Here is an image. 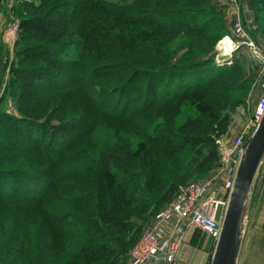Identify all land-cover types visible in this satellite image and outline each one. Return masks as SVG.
I'll use <instances>...</instances> for the list:
<instances>
[{"label":"trees","instance_id":"16d2710c","mask_svg":"<svg viewBox=\"0 0 264 264\" xmlns=\"http://www.w3.org/2000/svg\"><path fill=\"white\" fill-rule=\"evenodd\" d=\"M191 1L136 0L134 5L140 8H126L113 7L106 0H66V2L62 0L60 4L55 3L59 5L53 4L46 12L37 11L34 15L28 11L25 17L19 19L20 31L22 34H38L50 45L36 46L28 50L31 52L29 58L35 60L37 65L23 66L18 69L14 81L18 85L17 92L31 100L37 93L77 88L92 107L98 113L100 112V116L120 121L122 124L128 122V118L134 115L137 117L155 110L161 113L162 108L178 111L183 105L189 104L195 108L200 118L207 120L208 124L220 127L224 132L227 131L229 117L223 114V110L227 109L232 102L230 96L208 97L205 92L217 86L219 89L244 88V80L248 72L244 63L238 60L239 56L235 57L237 59L230 64H228L229 61L215 62V46L226 27L224 24L215 25L217 17L210 19L201 17L199 13H193L195 9H186L191 6ZM171 3L181 6L182 9L175 12L167 11ZM260 4L264 12V0H260ZM103 5L111 9L103 10ZM100 9L102 11L97 14H105L109 18L119 13L118 19L124 26L169 31L170 36H165L169 44L177 39L181 42L183 38L185 40V36H188L186 43L179 46L178 52H181L183 45H189V52L180 57L178 53H167L168 50L165 49L164 44L151 41L144 47L149 54L144 68L132 66L129 63V65L114 64L110 62L113 52L119 54L118 59L122 58L125 52L126 57L131 58L128 53L132 56V50L129 48L132 47L130 46L133 42L132 35L124 30L123 33L115 36L116 39L114 35L111 36L115 39V44L113 40L107 38L109 36L101 33L102 29L98 25L92 31L89 30L83 34L80 50L72 48L67 49L66 53L61 51L63 57L48 56L49 53L59 50L57 45L66 35V25L79 23ZM184 27L186 32L183 31ZM103 42L108 44L106 43V46L102 48ZM150 48L153 52L149 50ZM67 55H70V61L73 62L71 77L67 73H63V76L59 73L62 68L61 61L64 58L67 59ZM190 57L193 58L188 59ZM98 58L101 59L98 60ZM100 61L101 63L97 64L95 69L89 68L88 64ZM255 63L251 61L252 65ZM114 75L117 76L119 86L113 89L104 88L100 82ZM140 77L145 79V91L142 99L137 97L136 102L139 103L142 100V103L133 109L127 106L132 102V98L128 97L123 103L126 111L120 114L117 98L124 97L128 91H135L133 84ZM61 80L65 82V85ZM114 95H116L115 100ZM18 111L20 116L9 114L10 116L4 118L9 117L12 126L30 131L33 136L31 138L38 146L34 147V150L45 159H51L52 156L56 159L61 158L87 136L88 129L85 130V125L82 123L62 119L53 121L51 117H41L27 109ZM0 118H3L2 115ZM196 122L195 118L189 117L177 128V133L158 127L150 128L146 136L153 139V143L149 145L145 138L139 140L132 153L128 150L117 153L109 146L98 148L100 168L96 170L89 167L93 175L92 180L88 179V181L80 172H71L65 178H59L61 179L58 181L59 184L66 185L68 182L76 181L80 187L88 188L92 194L96 195L95 198L84 196L76 199L85 206L95 207L93 212L85 215L81 221L89 225L91 234L87 235L78 248L74 249L75 238L68 232L71 238L69 245L71 249H68V259L65 264H107L109 258L124 257L129 244L122 243L124 241L118 237L120 232L131 229L135 232L141 231L144 226L135 223V220L148 223L162 207L167 206L181 191L180 186L193 178L191 168L194 172L203 174L220 167V156L215 146L216 136L192 134L191 130ZM19 131L26 135V132ZM71 133L75 141H70ZM0 138V150H6L10 154L28 150L24 145L14 139L6 138L2 133ZM187 151L195 153V159L186 162L187 167L182 170L184 175L181 179L183 174L181 170L177 169V174H170L171 169L166 166L168 162L175 161V157ZM7 159L12 160L11 157ZM25 170L0 166V202L1 199L7 198L11 199L10 203L29 205L43 198L44 195L41 193L45 188L38 194L24 197L25 189L29 186L25 187L26 180L24 181L23 177L27 178L30 174ZM167 172L169 177L166 176ZM73 175H77L78 178ZM21 176L22 179L19 180ZM38 177H44L49 183V173L38 172ZM73 215L74 212L71 211H67L62 216L57 215L56 222L66 223L72 218L77 221L76 218L71 217ZM54 230L57 234L56 240H60L63 235L66 236L65 229L58 227ZM77 250L79 253L76 252ZM111 262L121 264L114 259Z\"/></svg>","mask_w":264,"mask_h":264},{"label":"rangeland","instance_id":"374dc122","mask_svg":"<svg viewBox=\"0 0 264 264\" xmlns=\"http://www.w3.org/2000/svg\"><path fill=\"white\" fill-rule=\"evenodd\" d=\"M61 1L62 0H0V115L3 117L0 118V133L4 134L6 138L14 139L16 142L28 148V150L18 151L16 154L7 153L6 150H0V166L12 169L24 168L26 169L25 171L30 173L27 178L23 177V180H26L25 187L29 186V188L25 189L26 195H24V197H31L42 192V189L45 188L41 193L44 195L43 198L40 201L34 202L36 205H27L18 202L14 204L10 203L11 199H1L0 264H65V261L68 259V249H71L69 247L71 238L68 232L71 233V237L75 238L76 246L73 247L74 249L78 248V245H80L84 238L91 234L89 225L84 224V222L81 223V221L84 219L83 217H85V215L93 212L95 207L85 206L76 199L84 196H92V198H95L96 195L92 194L91 190L88 188L80 187L76 181L68 182L66 185L59 184L58 181L61 180H59V178H65L71 172H80L87 180H92L93 175L89 167L95 168L96 170L100 168L99 157L97 155L98 148L109 146L117 153H123L126 150L132 153V150L137 147L136 143L139 140L145 138L149 145L153 143V139L146 136L148 129L150 131V128L158 127L169 132L177 133V128L185 123L189 117L197 120L196 125L191 130L192 134H213L216 136V140L220 139L226 145H231L241 136H245V138L251 137L256 129V126H254L248 118V111L250 106H253L252 94L258 85V75L263 77V73L259 72L260 69L257 63H255V65L251 64L252 60L250 59L249 51L243 46L235 53H232L233 56L228 64L232 63L235 57L239 56L238 60L244 63L248 72L244 80L245 87H230L229 89L223 87L219 89V86H217L205 92L208 97L214 95L230 96L232 102L227 109L223 110V114L229 117L227 131L225 132L220 127L208 124L206 119L200 118L195 108L191 107L189 104L183 105L178 111H170L168 108H162L163 112L161 113L163 114L155 110L137 117L134 115L129 117V120L126 119L128 122L122 124L120 121L100 116V112L98 113L94 107H92L88 99H86L84 94L78 91L77 88H65V90H56L54 92L37 93L32 97L36 100L24 98L17 92L18 85L14 83L15 75L18 69L23 66L37 65L35 60L29 58L31 52H28V50L30 48L43 46L45 44L50 45V43L43 41L38 34H22L19 28V19L25 17L28 11L34 13V15L37 11L46 12L53 4L58 2L60 4ZM106 1L113 7L140 8V6L134 5L136 0ZM63 2H66V0H63ZM102 9L111 8H105V5H103ZM180 9H182L181 6L171 3V7H169L167 11L175 12ZM186 9H195L193 13H199L201 17H207L209 19L217 17L215 25H225L226 30L221 32V37L218 39L215 46L216 63L221 62L217 61V57L221 54L222 50L220 48L224 45H221L224 39L229 36L233 41L235 40L233 27H235L236 23L241 25L249 41L255 43L257 49L264 52V12L260 0H192L191 6ZM204 10H206V12ZM100 11L102 10L100 9L99 11L93 12L88 18H85V20L79 23L66 25V35L57 45L59 50L54 53H49L48 56L53 57L54 55H58L59 57H63L61 56V51L66 53L67 49L72 48L80 50L83 34L89 32V30L92 31L98 25H100L99 27L102 29L101 33L109 36L107 38L111 41L113 40V42L116 39L115 36L123 33L124 30L132 35L133 42L132 45H130L132 47H129L132 50V56L128 53V56L131 57L132 60L126 57V52L120 59H118L119 54L113 52L110 57V62L114 64L129 63L132 66L144 68L149 55L144 47L147 42L151 41L157 44H164L165 49L168 50L167 53H178L179 56H183L189 52V45H183L181 52H178L179 46L186 43L185 40L188 36H185V40L183 38L181 42L177 39L169 44L168 40L165 38V36H170L169 31H157L139 26H124L118 19L119 13L117 16L109 18L105 14H97ZM177 18L178 17H176V19ZM172 19H174V17ZM183 29V31H187L185 27ZM113 35L115 39L111 37ZM106 43H102V48L106 46ZM149 50L153 52L152 48ZM67 56V59L64 58L63 61H61L62 68L59 70V73L62 74V76L63 73H67L68 76L71 77L73 62L70 61V55ZM192 58L193 57H190L188 59ZM100 59L101 58H98V60ZM174 60L175 59H173V63L176 62ZM100 63L101 61L88 65L89 68L95 69V66ZM255 67H257V69L254 70ZM116 77L117 76L114 75L110 79L101 81L100 83L104 88L113 89L119 86V81L116 80ZM61 82L64 81L61 80ZM144 84L145 79L140 77L133 84L135 86V91H128L124 97L117 98V104L118 106L120 105V114L126 111L124 110L123 103L128 97L132 98V102L127 104V106L129 105L133 109L137 107L138 104L142 103V100L137 103L136 99L137 97H141L140 99H142V96H144ZM63 85H65V82ZM113 99H116V95L113 96ZM20 109H27L39 114L41 117H51L53 121L54 119H62L70 122L82 123L85 125L84 129H88L89 134L87 133L85 138L79 141L76 146L69 149L61 158L56 159L52 156L51 159H45L34 150V147L38 146L31 138L33 136L30 131H26L18 126H12L9 122L10 118H4L10 115L20 116V112L18 111ZM147 125H149V127H147ZM243 125L244 132L241 133L240 130ZM19 130L26 132V135ZM150 134L151 133H149V135ZM69 138L71 139L70 141H75L72 133L69 135ZM215 146H217V148L219 146L217 141L215 142ZM9 157H11L12 160H8L7 158ZM175 158V161L168 162L166 166L171 169L169 171L170 174H177V169L182 171L187 167L186 162L195 159V153L187 151L185 154ZM193 170L194 169L191 168L193 178L183 183L180 186L182 189L190 183L216 177L218 173V168L203 174H198ZM38 172L49 173V183L45 181L44 177L39 178ZM182 172L181 179L184 175V171ZM167 174H169L168 172L166 176L169 177ZM73 176L78 178L77 175ZM18 179H22V176ZM211 179L217 185H223L225 183V179ZM67 211L74 212V215L71 217L76 218L77 221L72 218L66 223H57V215L62 216ZM159 211H161V209ZM159 211L148 223L134 219L135 223L144 226L141 231L135 232V230L131 229L130 231L126 230L127 232H120L118 237L124 241L122 243L129 244V246H127L128 250L126 255L121 258H109L106 263L112 264L111 260L114 259L115 262L117 261L121 264H132L130 260L131 249L140 239L142 232L151 227ZM224 213L223 211L222 214L225 217ZM58 227L66 230L67 237L63 235L60 240H56L57 234L54 228ZM207 237L210 242L216 245L209 236ZM76 252L79 253V250Z\"/></svg>","mask_w":264,"mask_h":264},{"label":"built area","instance_id":"2783aa9c","mask_svg":"<svg viewBox=\"0 0 264 264\" xmlns=\"http://www.w3.org/2000/svg\"><path fill=\"white\" fill-rule=\"evenodd\" d=\"M233 32L235 40L227 36L230 46L220 48L221 53L228 49L231 55L243 46L248 49L252 61L264 65V52L249 41L239 23L233 27ZM232 56H218L217 61L230 60ZM262 89L263 93L251 119V123L256 127L264 116V82ZM249 139L241 136L231 145L217 139L221 166L217 176L211 178L225 179V183L217 185L209 178L184 187L159 211L151 227L142 232L130 252L132 264H178V253L189 228L201 231L217 244L222 232V213L226 212L228 207L238 167Z\"/></svg>","mask_w":264,"mask_h":264},{"label":"water","instance_id":"95a60500","mask_svg":"<svg viewBox=\"0 0 264 264\" xmlns=\"http://www.w3.org/2000/svg\"><path fill=\"white\" fill-rule=\"evenodd\" d=\"M263 164L264 116L250 137L241 158L211 264L239 263L253 193Z\"/></svg>","mask_w":264,"mask_h":264},{"label":"crops","instance_id":"0c3cea01","mask_svg":"<svg viewBox=\"0 0 264 264\" xmlns=\"http://www.w3.org/2000/svg\"><path fill=\"white\" fill-rule=\"evenodd\" d=\"M258 66L259 72L263 73V77L258 75V85L252 94L253 106H250L248 111L250 121L258 100L263 93L264 65L258 64ZM243 130L244 125L241 127V133L244 132ZM205 235L193 228L186 230L185 242L181 245L178 253V264H211L215 245ZM238 264H264V164L256 181Z\"/></svg>","mask_w":264,"mask_h":264},{"label":"bare ground","instance_id":"6f19581e","mask_svg":"<svg viewBox=\"0 0 264 264\" xmlns=\"http://www.w3.org/2000/svg\"><path fill=\"white\" fill-rule=\"evenodd\" d=\"M229 40L226 38V39H224V41L222 42V44L221 45H223V46H226V47H229L230 46V43L228 42ZM232 55V54H231ZM230 55V53H229V50L228 49H226L224 52H222L221 54H220V57H222V56H231ZM236 59V58H235ZM226 61H228V60H226ZM223 61H221V62H219V63H222Z\"/></svg>","mask_w":264,"mask_h":264}]
</instances>
